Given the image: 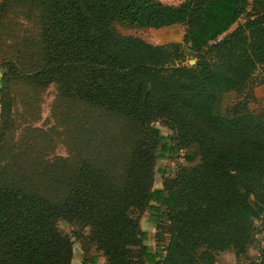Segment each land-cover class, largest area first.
I'll list each match as a JSON object with an SVG mask.
<instances>
[{"label": "trees", "instance_id": "1", "mask_svg": "<svg viewBox=\"0 0 264 264\" xmlns=\"http://www.w3.org/2000/svg\"><path fill=\"white\" fill-rule=\"evenodd\" d=\"M17 8L38 24L26 82L55 84L112 128L106 142L81 141L53 163L10 152L17 67L1 62L0 264H71L73 243L59 219L87 228L74 236L105 264H214L226 250L246 255L254 221L262 217L264 227V111L252 112L246 96L225 115L217 103L242 94L264 65V0H0V26ZM176 24L186 26L181 42L148 41L149 31ZM182 45L194 64L184 63ZM181 151L198 162L153 187L156 160ZM145 210L157 244L160 228L168 235L159 251L145 244Z\"/></svg>", "mask_w": 264, "mask_h": 264}, {"label": "rangeland", "instance_id": "2", "mask_svg": "<svg viewBox=\"0 0 264 264\" xmlns=\"http://www.w3.org/2000/svg\"><path fill=\"white\" fill-rule=\"evenodd\" d=\"M167 4H179L183 0H160ZM244 20L241 16L236 23L230 26L228 31L234 29L237 23ZM37 20L33 14L23 8L9 10L0 26V64L4 61H12L16 65V77L9 85L12 97L11 123L6 145L10 152H20L24 160H33L40 164L53 163L56 157H66L75 152L81 141L89 140L90 144L97 145L100 141L106 142L110 136L112 124H108L101 118L99 112H94L82 102L63 97L59 94L57 86L50 84L44 89H38L28 84L24 79L31 69V41L36 38ZM186 31L185 24H176L170 27L151 30L147 33V39L154 44L168 41H182ZM126 31L125 33H128ZM184 63L192 65L196 61L184 45ZM193 52V51H192ZM3 68H0V77ZM264 79V65H261L253 76V83L242 93L223 94L217 103L220 114L230 112L231 106L246 96L250 109L254 113L264 111V86L259 81ZM164 135H171L161 123L155 124ZM111 127V128H110ZM90 146V145H89ZM10 156V155H9ZM198 162H188L180 153L174 158L166 157L156 160L153 187L161 185L162 179L172 177L178 167L192 166ZM140 228L148 232L146 242L154 246L156 231L154 224L149 220V212L145 210L139 216ZM262 217L254 221L253 243L251 255L242 256L238 264H256L260 259L264 264V227ZM161 222L166 224L163 218ZM60 232L71 237L73 247V260L71 264H105V258L92 243L81 242L75 234L86 235L87 228L77 222H68L64 219L57 221ZM141 228V229H142ZM165 229H159L158 239L163 243L167 238ZM157 240V241H159ZM157 246L161 250L162 243Z\"/></svg>", "mask_w": 264, "mask_h": 264}, {"label": "crops", "instance_id": "3", "mask_svg": "<svg viewBox=\"0 0 264 264\" xmlns=\"http://www.w3.org/2000/svg\"><path fill=\"white\" fill-rule=\"evenodd\" d=\"M261 86H264V83H261ZM156 187L160 188L161 185H157ZM142 230H145V229L142 228ZM146 233L148 234V232H146ZM145 244L148 246V250L159 251L157 249V246H155V245H158L157 242H155L154 246H151V247L148 245V243L146 241H145ZM160 247L162 248L163 246H160ZM251 253H252V247H249L246 255H251ZM242 256L245 257V255H236L232 250H226V251L220 252L218 254L214 264H238V262L240 261Z\"/></svg>", "mask_w": 264, "mask_h": 264}, {"label": "built area", "instance_id": "4", "mask_svg": "<svg viewBox=\"0 0 264 264\" xmlns=\"http://www.w3.org/2000/svg\"><path fill=\"white\" fill-rule=\"evenodd\" d=\"M256 264H261V260L260 259H257L256 260Z\"/></svg>", "mask_w": 264, "mask_h": 264}, {"label": "water", "instance_id": "5", "mask_svg": "<svg viewBox=\"0 0 264 264\" xmlns=\"http://www.w3.org/2000/svg\"><path fill=\"white\" fill-rule=\"evenodd\" d=\"M189 53L192 55L194 52L190 51Z\"/></svg>", "mask_w": 264, "mask_h": 264}]
</instances>
